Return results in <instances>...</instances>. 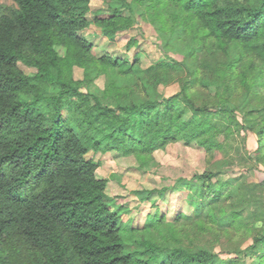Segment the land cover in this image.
I'll return each instance as SVG.
<instances>
[{
    "label": "trees",
    "instance_id": "obj_1",
    "mask_svg": "<svg viewBox=\"0 0 264 264\" xmlns=\"http://www.w3.org/2000/svg\"><path fill=\"white\" fill-rule=\"evenodd\" d=\"M105 1L104 13L92 0L0 3V264H264V232L238 212L247 182L226 190L208 168L183 184L200 198L193 214L133 225L88 158L115 151L145 168L183 141L211 161L254 134L264 164V0ZM142 22L160 41L154 61L98 55L86 35L95 26L116 43Z\"/></svg>",
    "mask_w": 264,
    "mask_h": 264
},
{
    "label": "rangeland",
    "instance_id": "obj_2",
    "mask_svg": "<svg viewBox=\"0 0 264 264\" xmlns=\"http://www.w3.org/2000/svg\"><path fill=\"white\" fill-rule=\"evenodd\" d=\"M0 3L8 6L14 5L13 0H0ZM106 5L105 0H92L93 12L98 10L103 13L108 12L104 8ZM89 16L92 17V14L90 13ZM138 28L120 35L121 38L116 43H110L95 26H91L86 35L94 43V52L98 55L110 52L116 57H132L134 52L143 49L147 53L146 61H154L160 56V41L157 32L147 22L141 23V30ZM140 31L143 32L142 36ZM130 36H137L141 43L140 48L126 49V40ZM74 74L76 78H82L83 70L76 67ZM104 85L105 78L99 77L93 89H102ZM177 90V84L162 87L166 95ZM247 101V97L242 96L239 101L240 108H243ZM237 112L238 114L243 113L241 109ZM256 149V136L248 134L246 138L236 135L232 141V147L227 151L228 155L224 156L216 152L212 156V162L202 147L195 143L186 145L183 141L172 143L165 150H157L154 161H151L145 168L140 167L134 156H124L115 151L90 152L88 158L101 162L98 175L108 180L107 193L113 198L115 207L123 206V220L133 225H143L149 215L156 213L165 214L168 218L183 212L193 214V204L195 205L200 198L195 190L186 188L183 184L192 180L194 175L211 168L217 172L214 182L218 184L219 181H225L226 190H232L243 181L247 182L252 189L256 188L250 202L245 205L239 204L238 212L242 220L253 224L256 228H261L264 232V199L263 192L258 185L259 182L264 181V164L257 163L256 156L259 153ZM249 153L252 159H249ZM196 184L200 186L201 182L198 180ZM231 206L234 204L228 207ZM250 242L251 240L245 242L244 246ZM219 247L215 245L210 249L218 251ZM222 250L225 257L233 256L231 253L228 254L233 250L226 247L224 243ZM255 258L256 255L246 258V263L250 264Z\"/></svg>",
    "mask_w": 264,
    "mask_h": 264
}]
</instances>
